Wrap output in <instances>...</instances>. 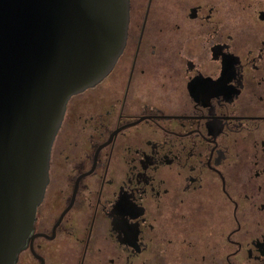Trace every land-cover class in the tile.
Returning a JSON list of instances; mask_svg holds the SVG:
<instances>
[{"label":"flooded vegetation","instance_id":"af4514ba","mask_svg":"<svg viewBox=\"0 0 264 264\" xmlns=\"http://www.w3.org/2000/svg\"><path fill=\"white\" fill-rule=\"evenodd\" d=\"M129 1L16 264H264V0Z\"/></svg>","mask_w":264,"mask_h":264},{"label":"water","instance_id":"95a60500","mask_svg":"<svg viewBox=\"0 0 264 264\" xmlns=\"http://www.w3.org/2000/svg\"><path fill=\"white\" fill-rule=\"evenodd\" d=\"M129 0H0V264L32 238L72 97L126 47Z\"/></svg>","mask_w":264,"mask_h":264}]
</instances>
